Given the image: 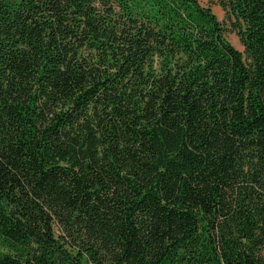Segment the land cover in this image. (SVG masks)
I'll return each mask as SVG.
<instances>
[{"label":"trees","instance_id":"obj_1","mask_svg":"<svg viewBox=\"0 0 264 264\" xmlns=\"http://www.w3.org/2000/svg\"><path fill=\"white\" fill-rule=\"evenodd\" d=\"M0 0V264H264V0Z\"/></svg>","mask_w":264,"mask_h":264},{"label":"rangeland","instance_id":"obj_2","mask_svg":"<svg viewBox=\"0 0 264 264\" xmlns=\"http://www.w3.org/2000/svg\"><path fill=\"white\" fill-rule=\"evenodd\" d=\"M199 1L205 6L212 7L213 11L215 12L217 17L223 24L225 37L229 42H231L237 49H239L244 54L246 61H248L245 54V47L241 42L238 30L234 28L228 12L219 3V0H199Z\"/></svg>","mask_w":264,"mask_h":264}]
</instances>
